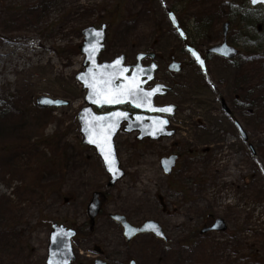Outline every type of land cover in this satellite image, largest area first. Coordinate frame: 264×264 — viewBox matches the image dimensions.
Masks as SVG:
<instances>
[{"label": "rangeland", "instance_id": "rangeland-1", "mask_svg": "<svg viewBox=\"0 0 264 264\" xmlns=\"http://www.w3.org/2000/svg\"><path fill=\"white\" fill-rule=\"evenodd\" d=\"M34 1L0 0V264H44L51 224L86 226V207L95 191L103 193L101 214L92 233L73 239V264H93L97 249L107 264L130 259L138 264H245L242 254L264 264V160L252 157L214 89L233 110L242 62L236 60V66L212 57L206 73L186 66L181 77L186 98L174 119L178 137L139 143L134 135L119 133L115 144L125 177L108 189L100 159L82 145L79 132L77 114L85 105V92L75 80L83 70L81 30L107 25L100 62L124 54L133 64L137 53L153 52L162 73L170 57L188 62L167 16L173 1L58 0L33 9L42 22L35 28L13 22L14 7ZM225 9L224 0H205L175 15L188 28L202 10L216 24ZM57 20L60 31L52 26ZM21 35L28 40L15 38ZM230 38L232 45H240L237 30ZM38 97L70 104L39 108ZM18 120L22 128L13 135ZM174 150L181 160L166 178L159 160ZM111 214L136 226L158 222L168 243L141 235L126 244ZM215 217L225 220L227 231L200 235Z\"/></svg>", "mask_w": 264, "mask_h": 264}, {"label": "water", "instance_id": "water-1", "mask_svg": "<svg viewBox=\"0 0 264 264\" xmlns=\"http://www.w3.org/2000/svg\"><path fill=\"white\" fill-rule=\"evenodd\" d=\"M248 2L250 8L252 9H254L257 6H264V3L258 2L256 4H253L251 0H248ZM173 18L174 16L170 14V19L172 21V24L176 27L177 23L176 21L175 23L173 22ZM223 30H224V37H226L227 24L224 25ZM105 31H106L105 26H102L100 30H95V28L89 27L82 31L84 40L79 50L81 54L84 55L85 57L83 63L84 71L76 76V80L82 86V89L86 91V95L84 99L86 107L83 108L78 113V123L80 127V134L83 137L82 144L96 149L97 154L100 156L103 162L106 173H108L111 178L108 186L113 187L114 184L124 176V172L119 169L120 164L117 160L115 146H114V138L119 132L122 123L124 122L127 123V126L124 129L125 132L127 133H131L133 131H139L140 132V135L138 136L139 140H143L144 138L147 137L150 138L151 140H157L160 137L170 136V134L165 133V128L167 127V124L163 126L164 127L163 132L157 131L159 127L157 122L161 119L164 120L163 118L158 117V118H153V120H151V118H146L145 116L136 115L133 116V119L131 121L128 114L120 110H114L109 114L95 115L93 113L92 107H96L97 109H101V108L115 109L122 105L123 106L130 105L131 107L141 112L167 115L169 113L156 112V111H152L151 109L155 108L153 103L155 97L163 96L165 94V91L163 90H168V89L161 85L154 86L150 91H146L144 89V87L148 83L153 81L154 72L156 71V66L154 64H151L146 68H142L141 61L146 57L153 59L154 58L153 54H147V55L139 54L136 58L137 65L133 67V71L130 74V76H128V73L130 72V67H124L125 56H120L114 59L110 63H102L101 65H98L97 63L98 56L104 50ZM97 32L101 33L99 37L95 36V33ZM179 32L180 34L182 33L180 30ZM181 36L185 38L184 34ZM93 49L95 50L93 51ZM190 51L192 54L195 53L193 50ZM208 52L231 60L235 58L237 55V51L234 48L232 47L230 48L227 46L226 40L223 41L221 45L209 49ZM195 54L196 56H199L197 53ZM117 60H121V63L116 64L115 62ZM200 61L203 60L200 58ZM197 62L204 69V63L203 65H201L199 61ZM124 68L128 69V71L127 72L121 71V69ZM138 68L144 71L137 72ZM170 69L175 72L179 71L178 65H175L173 68L171 67ZM133 77H135L134 81L132 80ZM137 85L143 90V92H152L154 89H159V91H157L153 96L149 98L148 103H142L140 107H136L135 104L130 102L129 100H124L123 102L120 103L104 102L107 95L115 93L118 89L122 90L126 87L137 86ZM43 100H51L59 103L44 104L41 102ZM68 104L69 102H65L61 100H52L47 97H39L36 100V105L39 108H59V107L68 106ZM169 107L173 109V106H169ZM169 107L165 106L159 108H169ZM223 107L225 109L224 103H223ZM114 113H124L126 118L116 117ZM96 117H105V120L98 121L95 119ZM147 119H150L151 121L146 123ZM156 119L158 120L155 122L154 120ZM93 125H96V127L94 128ZM110 125H114V126H110ZM235 125L242 139L246 141L247 136L243 131V129L241 128V126H239L237 123H235ZM89 132H91L92 134L91 138L93 140H96L101 147H97L96 144L89 143V135H88ZM109 132L111 133L110 136H108ZM106 137H107V142H105ZM101 149H103L105 153H108L109 151L113 153V156L109 157V161L110 163H112L113 172H110L108 170V165L105 163L104 156L101 154ZM113 158H114V163H113ZM173 164H174V158H170L169 160H162V167L166 174L170 173ZM97 197L98 194L94 193L93 199L87 208L88 216L92 223H94V218L99 212L100 203ZM112 218L123 226L124 235L126 236L128 241L131 240V238L136 236L137 234L150 233V232L153 233L156 238L165 240L160 227L152 221H148L144 223L141 228H132L126 223L124 218L119 216H113ZM153 228L158 229L161 235H156L155 232L152 230ZM225 229L226 227L223 220H216L211 227H209L208 229H204L202 233L213 230L224 231ZM74 235L75 232L73 231L70 230L68 231L65 230L63 227L53 225L49 235L47 260L45 264H50V262L51 264H70L74 260V255L71 248V239L74 237ZM53 237L56 238L55 242H53ZM95 264H104V263L99 260H96Z\"/></svg>", "mask_w": 264, "mask_h": 264}, {"label": "trees", "instance_id": "trees-1", "mask_svg": "<svg viewBox=\"0 0 264 264\" xmlns=\"http://www.w3.org/2000/svg\"><path fill=\"white\" fill-rule=\"evenodd\" d=\"M58 0H36L31 3H25V7L15 6V19L13 22L23 21L34 28L40 22V15L35 17L32 13L38 4H55ZM172 10H177L178 7L186 9L197 7L203 4L205 0H172ZM237 4V6H235ZM41 8V7H40ZM226 18L230 23V30H237L238 39L241 43V51L239 60L242 66H239L236 74L234 87L236 88L233 94L234 109L231 110V118L234 120L238 117L245 126L249 142L253 145L255 155L253 158L264 160V14L258 15L259 10H250L246 1H233L226 5ZM260 13H264L261 10ZM69 13H67L68 15ZM66 16V12L64 13ZM214 16L209 17L207 11L202 10L199 14V19L192 27L186 31L188 40L192 45L195 41L200 44L212 42L215 37L220 35L219 31L212 25ZM56 30H61L62 24L60 20L52 25ZM213 37V39L210 38ZM17 39L28 40L26 35L15 37ZM232 64L238 65L233 62ZM218 96H222L218 93ZM2 110L0 109V112ZM10 151V150H9ZM79 234L88 235L92 229L86 225L78 229ZM241 262L245 264H254V257L251 254H242Z\"/></svg>", "mask_w": 264, "mask_h": 264}, {"label": "flooded vegetation", "instance_id": "flooded-vegetation-1", "mask_svg": "<svg viewBox=\"0 0 264 264\" xmlns=\"http://www.w3.org/2000/svg\"><path fill=\"white\" fill-rule=\"evenodd\" d=\"M198 50H200V49H198ZM200 53L204 57L203 59L205 61V68H206V70H208L209 63L211 62V58L213 56L210 54L208 55L206 52V49L204 51H200ZM173 60H175V59H173V57H170L168 59V61L163 64L162 73H161L160 70H161L162 65H160L158 63V57L155 58V64L157 65V71L155 74L156 82L164 85L165 87H167L168 90H163V91H165V94L163 96L156 97L154 104L156 107L173 106L172 112L167 114V116H165V119L168 122L167 127H166V132L169 133L170 136L163 137L157 141L148 140V138H146L147 140L143 139L142 141H139V143H142V142L156 143V142H159L161 140H173L174 138L178 137V135L180 133V131L177 127L178 125H176L174 123V119H176L177 113H179V109L181 108L182 102H185V98H186L185 97L186 96V85H184V82L181 80V77H182V73L186 69V66H190V67H196V66L190 60L187 62L188 64H184L182 61H179L177 59L175 61L180 63V66L178 68L179 71L174 72L170 69L171 68L170 65H171ZM222 61H224V60H222ZM224 62L229 63L231 65V61H224ZM148 64H149V62H147L144 65H148ZM199 73H201V72H199ZM150 88H151V86L147 87V89H150ZM217 91H219V90H217ZM159 100H161V101H159ZM221 101H225V100L220 99V106H221V109L223 111L224 116L228 117L229 122L231 123V104H229L228 102H226V103L224 102L225 106H226V109H224L223 102L221 104ZM121 109H123L122 111L126 112L127 114H130L131 119H133V116H135V115H141L139 112H137L136 110H134L133 108H131L129 106L121 107ZM225 110L228 111V113L225 112ZM141 116H144V115H141ZM145 116L153 119V118L157 117L158 115H156L154 113L153 114L147 113ZM151 120L147 119V123L150 122ZM148 133H150V132H148ZM133 135H134V139L137 141V136H138L137 133H133ZM170 157L174 158V164H173V167L171 169L169 176H166V178H169L172 175H174L175 171L177 170L179 161L181 160V153L179 151L174 150V151H170L165 156H163L159 160V165H160V169L162 172L164 170L162 167V159H168ZM117 226L123 232L122 227L119 224ZM101 254L103 255V252H101Z\"/></svg>", "mask_w": 264, "mask_h": 264}, {"label": "snow or ice", "instance_id": "snow-or-ice-1", "mask_svg": "<svg viewBox=\"0 0 264 264\" xmlns=\"http://www.w3.org/2000/svg\"><path fill=\"white\" fill-rule=\"evenodd\" d=\"M251 2L253 4H256L258 2L264 3V0H251ZM173 22L175 23L174 18H173ZM100 35H101V33H99V32L95 33V36H97V37H99ZM181 35H183V33H181ZM94 50L95 49H93V51ZM193 55L195 56L197 61H199L201 63V65H203V61H200L199 56H196L195 53H193ZM115 63L120 64L121 60H117ZM105 67H107V66H105ZM121 71L127 72L128 69L124 68V69H121ZM143 71L144 70H142V69H139V68L137 69V72H143ZM132 80L134 81L135 77H133ZM157 91H159V89H154L152 92H143V90L138 85L137 86H129V87H126L122 90L118 89L115 93L107 95L104 102L105 103H120V102H123L124 100H129L130 102L134 103L136 107H140L142 103H148L149 98L151 96H153ZM41 102L44 104L59 103V102L51 101V100H43ZM151 110L156 111V112H161V113H171L172 112V108H170V107L169 108H152ZM114 115L116 117L126 118L124 113H114ZM95 119L98 121H103V120H105V117H96ZM157 123L159 125L157 131L163 132L164 131L163 126L166 125L168 122L166 120H159ZM110 126H114V125H110ZM93 127L95 128L96 125H93ZM88 135H89V143H93V144H96L97 147H101L97 143L96 140H93L91 138V135H92L91 132H89ZM110 135H111V133L109 132L108 136H110ZM105 142H107V137L105 138ZM101 154L104 156L105 163L108 165V170L110 172H113L112 163H110V161H109V157L113 156V153L111 151H109L108 153H105L103 151V149H101ZM113 163H114V158H113ZM117 171H118V169H117ZM152 230L155 232L156 235H161V233L159 232L158 229L153 228ZM55 240H56V238L53 237V242H55ZM50 264H51V262H50Z\"/></svg>", "mask_w": 264, "mask_h": 264}, {"label": "bare ground", "instance_id": "bare-ground-1", "mask_svg": "<svg viewBox=\"0 0 264 264\" xmlns=\"http://www.w3.org/2000/svg\"><path fill=\"white\" fill-rule=\"evenodd\" d=\"M20 121L22 120H18L17 123L14 125L13 130H12V134H18L20 132V129L22 128V124L20 123Z\"/></svg>", "mask_w": 264, "mask_h": 264}]
</instances>
